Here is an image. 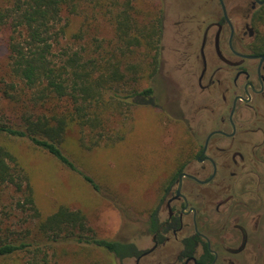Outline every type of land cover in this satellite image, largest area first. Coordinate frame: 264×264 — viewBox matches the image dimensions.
Wrapping results in <instances>:
<instances>
[{
	"label": "flooded vegetation",
	"instance_id": "flooded-vegetation-1",
	"mask_svg": "<svg viewBox=\"0 0 264 264\" xmlns=\"http://www.w3.org/2000/svg\"><path fill=\"white\" fill-rule=\"evenodd\" d=\"M163 1L146 96L189 140L115 264H264V0Z\"/></svg>",
	"mask_w": 264,
	"mask_h": 264
},
{
	"label": "trees",
	"instance_id": "trees-1",
	"mask_svg": "<svg viewBox=\"0 0 264 264\" xmlns=\"http://www.w3.org/2000/svg\"><path fill=\"white\" fill-rule=\"evenodd\" d=\"M89 7L107 8L115 27L116 46L103 51L99 42L90 47L82 42L84 33L79 32V43L62 45L61 53H55V47L68 34L69 17ZM159 30L160 24L155 20L146 26L136 18L133 0H0V33L6 34L7 72L12 79L8 87L15 91L18 86L22 88L27 96L24 107L30 112L15 120L0 110V191L13 189L21 197L15 208L31 210L27 216H9L21 218L22 224L34 222L32 227L17 230L11 220L3 224L0 219V263L17 256L23 264H55L60 256L58 250L72 242L104 249L105 261L91 259L87 264H115V254L121 255L122 249L132 247L123 240L99 237L86 214L66 204L43 216L36 205L30 174L20 161L14 142L26 138L76 170L63 149L66 133L72 128L82 132L86 129L96 137L93 145L99 144L104 133L98 129H106V113H116L130 96L122 94L128 91L124 85L142 78L137 75L141 68L135 63L126 64L123 59L144 46L149 61L142 65L143 73L150 66L149 75L157 72ZM129 73L133 75L131 80L126 78ZM9 89H5V96L18 100ZM133 90V96H146L153 91L151 87ZM84 177L94 183L91 176Z\"/></svg>",
	"mask_w": 264,
	"mask_h": 264
},
{
	"label": "rangeland",
	"instance_id": "rangeland-1",
	"mask_svg": "<svg viewBox=\"0 0 264 264\" xmlns=\"http://www.w3.org/2000/svg\"><path fill=\"white\" fill-rule=\"evenodd\" d=\"M170 1L173 2L172 14L176 16L179 3L185 7L191 5L193 0ZM163 2L133 0L136 18L146 26L154 19L156 22ZM69 18L68 34L61 45L55 47V53H61L62 45L79 43L76 37L79 32L84 33L82 42L88 43L90 47L99 42L103 51L116 46L115 27L107 8L93 10L89 7L85 12ZM5 39L6 34L0 33V110L5 117L21 120L24 114L30 113L24 107L27 96L20 86L16 91L8 87L12 79L7 72ZM147 53L143 46L123 59L126 64L135 63L139 66L141 69H138L137 75L141 74L142 78L134 81L131 80L132 73L127 75L126 78L131 81L124 85L128 91L122 94L130 96L116 109V113H106L109 121L105 119L106 129H98L104 135L97 146L93 145L96 137L89 130L82 132L72 128L66 133L63 149L77 166L76 170L33 146L26 138L15 140L17 154L30 174L36 205L43 216L52 213L58 205L66 204L72 209L82 210L101 238L128 239L139 245L148 244V240H139L137 237L147 214L153 208V201L157 199V187L164 178L162 173L166 169L169 175L174 170L175 158L189 139L182 127L175 126L177 118L170 108L173 98L162 101L161 96L154 100L151 96L132 95L133 89L142 91L152 83V75H149L151 66L145 70V75L143 73L142 65L149 61ZM5 89H9L14 96L16 94L18 100L6 97ZM91 145L94 147L91 148ZM84 174L91 176L94 183L86 180ZM20 198L11 188L0 191V219L3 224L5 220H11L12 227L17 230L32 227L34 223L31 220L22 224L21 218L13 216H27L31 212L27 207L26 210L15 208ZM61 248L55 264H87L91 259L105 261L104 249L81 247L72 242ZM0 264L23 262L16 256Z\"/></svg>",
	"mask_w": 264,
	"mask_h": 264
}]
</instances>
